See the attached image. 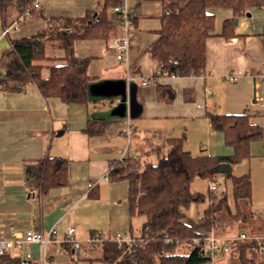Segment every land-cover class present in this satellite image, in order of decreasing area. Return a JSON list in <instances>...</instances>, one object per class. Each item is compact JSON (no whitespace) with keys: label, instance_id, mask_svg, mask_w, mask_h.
<instances>
[{"label":"crops","instance_id":"1","mask_svg":"<svg viewBox=\"0 0 264 264\" xmlns=\"http://www.w3.org/2000/svg\"><path fill=\"white\" fill-rule=\"evenodd\" d=\"M103 1L40 0L39 7L20 29L0 36V58L10 48L12 39L44 29L47 18L99 12ZM127 4L134 14L127 63L119 61L110 48L111 37L76 42L75 53L88 59L87 71L91 76L86 102L46 96L33 82L21 91L0 87V239L55 226L60 242L67 228L74 226L75 237L82 242L80 249L60 252L54 242L46 254L39 243H26L10 248L12 255L25 257L30 253L42 264H65L59 257L67 255L69 263L75 264L73 255L79 258L84 250L98 249L96 257L87 256L95 263L102 252L99 245L88 242L94 233L108 239L124 232L137 236L146 222L145 217L142 228L134 230L133 217L140 214L130 212L128 180L105 178L112 164L130 155L159 158L170 148V144L163 143L167 137L185 136L184 148L194 154H232L223 133L212 129L209 113L248 114L252 123L264 129V8H252L250 15L242 16H234L229 9L214 8L216 33L222 31L225 19L233 18L236 35L210 36L206 41L205 72L177 76L163 74L161 61L147 50L159 37L162 0H127ZM16 16L13 11L11 23ZM114 25L118 36L124 35V28ZM2 26L5 25L0 22ZM46 55L49 59L42 62L43 76H48L51 65L60 63L65 51L49 43ZM231 75L235 79H230ZM142 79L152 82L144 84ZM160 84L173 87V101L159 98ZM91 118L99 120L101 132L87 131ZM151 144H159L160 153H148ZM48 157L68 159L69 181L40 194L30 185L36 183L29 178L28 166ZM237 166H243L238 173ZM232 173H249L252 187L264 177V137L251 143V156L232 165ZM92 182L94 186L89 185ZM241 206L247 217H229L227 224L214 229L217 235H264V211L254 209L253 197L245 203L241 201ZM140 222L135 220L134 224L141 226ZM242 249L243 255L264 264L257 247L244 241L218 256L215 264H242Z\"/></svg>","mask_w":264,"mask_h":264},{"label":"trees","instance_id":"2","mask_svg":"<svg viewBox=\"0 0 264 264\" xmlns=\"http://www.w3.org/2000/svg\"><path fill=\"white\" fill-rule=\"evenodd\" d=\"M36 0H0V22L11 23L29 10L32 17ZM124 0H104L99 12L89 11L80 17H50L44 29L28 37L14 38L10 48L0 58V87L4 90L21 91L29 83H36L46 96H58L67 102H86L91 76L88 59L77 56L76 42L80 39H101L118 36L113 19L118 16L114 7ZM163 12L159 37L148 47V52L162 63L166 75H201L206 69V41L220 34L226 38L236 35L233 18L223 22L222 31L216 33L214 8L229 9L234 16L247 14L252 8L264 6V0H162ZM25 20V21H26ZM56 44L65 51L60 63L50 66L48 76H43L42 62L49 59L46 47ZM159 98L174 100L176 93L167 84L158 85ZM213 130L224 135V142L233 149L228 155L194 154L184 148L185 136L164 138L170 144L167 153L157 162L127 156L112 164L109 178L127 179L131 214L146 217V222L131 248L127 243L114 239L92 245L101 247L96 258L109 264H205L210 261L203 244H194L195 237L207 231L217 230L228 223V218L245 219L241 201L252 198V182L249 173L226 175L233 182L235 206L232 208L227 193L217 196L210 191V202L198 220L187 217L185 208L192 202L203 200L204 195L191 189L195 177L215 180L218 166L222 163L237 164L251 156V143L264 137L262 126L252 123L248 114L209 113ZM97 118H91L87 131L99 133L103 126ZM161 151V146L151 144L149 152ZM30 184L38 193H46L53 187L67 185L69 161L62 157H48L28 166ZM256 246L254 243L247 242ZM243 248V247H241ZM63 249L71 251L70 244ZM242 255L244 249H242ZM0 264H42L41 261L9 252L0 254ZM242 264H257L243 255ZM259 264V263H258Z\"/></svg>","mask_w":264,"mask_h":264},{"label":"built area","instance_id":"3","mask_svg":"<svg viewBox=\"0 0 264 264\" xmlns=\"http://www.w3.org/2000/svg\"><path fill=\"white\" fill-rule=\"evenodd\" d=\"M39 1H35V7L39 6ZM114 11L118 13V16L113 19L115 24L121 25L125 33L122 36L111 37L108 41L110 48L115 51L116 57L119 61L128 62L129 55V30L134 23V14L130 12L127 0H124L123 4L114 7ZM31 16V12L27 10L26 12L20 14L12 23L7 26L0 27V36H8L13 31L20 29L22 23L26 20L27 17ZM127 78L130 80L131 77L128 75ZM230 79H235V76H230ZM144 84H149L152 80L142 79ZM129 133V132H128ZM124 158V157H123ZM122 158V159H123ZM112 166L109 168L108 172L105 174V178H109L110 170ZM90 186H94L95 182L89 184ZM212 189H215V184L211 185ZM76 228L74 226H69L66 231V235L62 241H58L56 239L57 229L55 226L50 228L47 231L43 230H29L22 236L18 237H9L0 239V254H5L8 252L10 248L13 247H23L26 243H39L44 251V254L47 252V248L49 244L57 243V251L60 252L63 249V244H70L71 248L76 250L82 247V242L75 237ZM105 238L101 235V233H94L88 240L91 245H97L104 240ZM118 243H127L129 248H131L134 244L137 243L138 240H141V243L144 245V239L138 238L137 236L128 234V233H119L114 239ZM251 242L254 243L260 251L262 255V259L264 260V235H254L247 234L242 232L233 236H219L215 233L214 230L207 231L203 235L195 237L193 239L194 244H203L207 249V255L210 258V263L215 264V259L217 256H220L223 253H227L231 250L233 245L239 244L241 242ZM25 258L30 259L32 255L27 253ZM252 258V257H251ZM254 261L255 259L252 258ZM46 264V261L43 263Z\"/></svg>","mask_w":264,"mask_h":264},{"label":"rangeland","instance_id":"4","mask_svg":"<svg viewBox=\"0 0 264 264\" xmlns=\"http://www.w3.org/2000/svg\"><path fill=\"white\" fill-rule=\"evenodd\" d=\"M262 8H264V6H262ZM218 14V13H217ZM136 146L135 141H133V147ZM144 155V154H143ZM147 157H143L141 156V159L144 160ZM150 158V159H149ZM148 159L153 161V162H157L158 161V157L153 156V157H149ZM240 166H237V169L235 170L236 173L239 172V170L241 169ZM255 173L257 174L256 170ZM257 179V178H256ZM262 181H264V177L261 178ZM261 179H258L256 181L257 184H254V187H252V197H253V204H254V209L258 210V211H264V184H261ZM215 184L216 188L212 189L211 185ZM191 189L195 192H199L201 194L204 195L203 200L199 201V202H192L187 208H185V212L187 214L188 218L194 219V220H198L201 215L204 213L205 209L208 207L209 202H210V191L212 190V193L217 195V196H221L222 194L227 193L228 197H229V203L231 204L232 208L235 206V199L233 197V182L232 179L228 176H226V174L219 172L215 178V180L210 181L206 178L197 176L194 178V180L191 183ZM242 202L245 203L246 199H242ZM145 216L144 215H136L133 217V228L135 231H138L140 228H142V222L144 220ZM138 221L140 222L139 224L141 226H139L138 224H134V222ZM126 233V232H124ZM63 240V239H62ZM61 240V241H62ZM52 245L53 244H49L48 246V250H52ZM98 253H100V250L96 249V250H84V252L80 253L79 258H77V255H73V259L75 261V264H109V263H104L101 261H96L95 263H92L88 260L87 256L90 257H96L95 255H97ZM218 257V256H217ZM216 257V258H217ZM59 259L65 260V264H71L69 263L71 259H69V256L67 255H61L59 257Z\"/></svg>","mask_w":264,"mask_h":264},{"label":"water","instance_id":"5","mask_svg":"<svg viewBox=\"0 0 264 264\" xmlns=\"http://www.w3.org/2000/svg\"><path fill=\"white\" fill-rule=\"evenodd\" d=\"M248 15H250L249 12ZM218 171L230 175L232 173V165L228 163H222L218 166Z\"/></svg>","mask_w":264,"mask_h":264}]
</instances>
